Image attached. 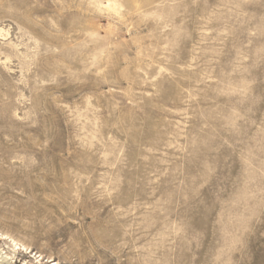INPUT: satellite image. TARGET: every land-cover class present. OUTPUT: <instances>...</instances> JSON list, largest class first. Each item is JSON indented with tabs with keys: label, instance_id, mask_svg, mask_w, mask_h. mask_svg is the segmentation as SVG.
Instances as JSON below:
<instances>
[{
	"label": "rangeland",
	"instance_id": "1",
	"mask_svg": "<svg viewBox=\"0 0 264 264\" xmlns=\"http://www.w3.org/2000/svg\"><path fill=\"white\" fill-rule=\"evenodd\" d=\"M0 28V234L30 247L0 264H264V0H0Z\"/></svg>",
	"mask_w": 264,
	"mask_h": 264
},
{
	"label": "bare ground",
	"instance_id": "2",
	"mask_svg": "<svg viewBox=\"0 0 264 264\" xmlns=\"http://www.w3.org/2000/svg\"><path fill=\"white\" fill-rule=\"evenodd\" d=\"M1 31H2V29L0 28V33H1ZM0 235H1V236H0V240H11V242H12L13 245H14V249H15V250L17 249L16 247H18V246H21L22 248H26V250H29V249H30L29 246H27L26 244H23L22 242L18 241L16 238H14V237H13L11 234H9L8 232H2ZM32 252H33V251H31V253H32ZM5 254H6V256H2V255H0V260H1L2 263L5 261V259H6V260L9 259L10 254H8L7 252H6ZM36 255H37V254H36ZM36 255H35V256H36ZM41 256H42V254H40L39 257H41Z\"/></svg>",
	"mask_w": 264,
	"mask_h": 264
}]
</instances>
